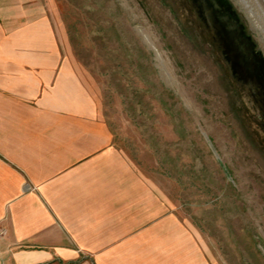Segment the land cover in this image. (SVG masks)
Wrapping results in <instances>:
<instances>
[{
    "label": "rangeland",
    "instance_id": "1",
    "mask_svg": "<svg viewBox=\"0 0 264 264\" xmlns=\"http://www.w3.org/2000/svg\"><path fill=\"white\" fill-rule=\"evenodd\" d=\"M178 1L40 0L24 9L26 19L51 21L115 144L201 231L211 260L264 264V64L247 58L234 74L198 11L212 0ZM228 2L264 60L260 30ZM228 44L242 57L239 43Z\"/></svg>",
    "mask_w": 264,
    "mask_h": 264
},
{
    "label": "crops",
    "instance_id": "2",
    "mask_svg": "<svg viewBox=\"0 0 264 264\" xmlns=\"http://www.w3.org/2000/svg\"><path fill=\"white\" fill-rule=\"evenodd\" d=\"M24 8L40 0H0V264H215Z\"/></svg>",
    "mask_w": 264,
    "mask_h": 264
},
{
    "label": "water",
    "instance_id": "3",
    "mask_svg": "<svg viewBox=\"0 0 264 264\" xmlns=\"http://www.w3.org/2000/svg\"><path fill=\"white\" fill-rule=\"evenodd\" d=\"M249 8L252 10L253 14L261 24L264 29V0H244ZM212 5L215 9V15L213 13H208L206 10L208 7ZM200 16L206 22L207 26L215 31V35L217 39L214 40L219 42V45L227 48V52H229L228 60L233 63V72L234 74L238 73L239 69H242L241 66L242 60L249 66V62L246 60L247 58H253L256 61L257 67L262 69V64H264V60L261 59L260 54H256L254 51L255 45L252 43L250 37L246 36L244 31V26L240 23V20L233 10V6L228 2V0H212L207 5H201V8H198ZM207 13L205 17L204 14ZM228 39H232L236 44L239 43L241 47V56L237 58V55L233 51L230 52L231 48L228 46ZM229 50V51H228ZM226 52V53H227ZM236 56V59L234 57ZM259 58V60H257ZM257 77V75L255 76Z\"/></svg>",
    "mask_w": 264,
    "mask_h": 264
},
{
    "label": "bare ground",
    "instance_id": "4",
    "mask_svg": "<svg viewBox=\"0 0 264 264\" xmlns=\"http://www.w3.org/2000/svg\"><path fill=\"white\" fill-rule=\"evenodd\" d=\"M235 1L238 2L240 4V6L244 8L246 14L253 21L255 26L260 30L261 34L264 37V29H263V27L261 26V24L259 23V21L255 17V15L253 14L252 10L246 4V2L244 0H235ZM147 41H148V39H147ZM147 43L149 44V48L154 52V54L156 56V59L158 60L159 66H163V61H162V58H161L162 56H161V53L159 52V50L152 44V42H150V40Z\"/></svg>",
    "mask_w": 264,
    "mask_h": 264
},
{
    "label": "flooded vegetation",
    "instance_id": "5",
    "mask_svg": "<svg viewBox=\"0 0 264 264\" xmlns=\"http://www.w3.org/2000/svg\"><path fill=\"white\" fill-rule=\"evenodd\" d=\"M174 2L177 3V4H179L180 1H178V0H174Z\"/></svg>",
    "mask_w": 264,
    "mask_h": 264
}]
</instances>
